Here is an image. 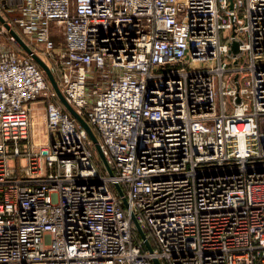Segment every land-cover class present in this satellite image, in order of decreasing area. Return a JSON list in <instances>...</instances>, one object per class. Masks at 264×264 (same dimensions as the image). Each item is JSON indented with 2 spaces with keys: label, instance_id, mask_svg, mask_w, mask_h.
<instances>
[{
  "label": "built area",
  "instance_id": "obj_1",
  "mask_svg": "<svg viewBox=\"0 0 264 264\" xmlns=\"http://www.w3.org/2000/svg\"><path fill=\"white\" fill-rule=\"evenodd\" d=\"M0 15L114 173L0 23V264H264V0H0Z\"/></svg>",
  "mask_w": 264,
  "mask_h": 264
},
{
  "label": "water",
  "instance_id": "obj_2",
  "mask_svg": "<svg viewBox=\"0 0 264 264\" xmlns=\"http://www.w3.org/2000/svg\"><path fill=\"white\" fill-rule=\"evenodd\" d=\"M0 23L4 24V26L7 27V25L5 23V20L2 17V15H0ZM7 28L10 29L9 27H7ZM10 31H11V34H13L14 37L16 38L18 44H21L22 47L24 48V50L28 54H31L32 57H33V60H35L38 63V65L43 69V71L46 74V77H48V79H49V82H50L52 88L55 90L56 94H58V97H59L60 102L62 103V105L64 106V108L71 115H73L77 119L79 125L81 127H83L84 130L87 132L88 136L91 138L93 144L95 145V148H96L97 152L99 153L102 161H104V164L106 166V169L108 170V173L112 176L114 174L113 173V170H112L111 166L108 164V162L105 161V158H104L103 153H102V150H101V146L98 143V138H97V136H96L95 131L93 130V128L90 125H88V123L85 121V119L82 116H80L77 113V111H75L74 108L71 107L67 103L64 95L61 93V91L59 89V86H58L56 77L53 76L52 72L50 71V69L48 68V66L46 65V63L43 60H41L40 57L37 54L36 55L33 54L32 50L29 48V46L27 44H25V42L22 40V38L20 36H18L17 33L14 30L10 29ZM231 51L234 54L237 53V51H238V49H237V42H234V43L231 44ZM115 189H116L117 193L121 197H123L124 206H127L128 205V201H127V198L125 197V195H124V193H123L122 188L120 187V185L115 184ZM132 218H133V221H134V224H135L136 228L138 229V232H139V235H140L141 239H144V244L146 245L147 249L150 252H152L153 251V247H152V245H150V242L148 241L144 230L142 228H140V226H139V224H138V222H137V220H136V218H135L134 215H132ZM152 262L154 264H162L157 259H153Z\"/></svg>",
  "mask_w": 264,
  "mask_h": 264
},
{
  "label": "rangeland",
  "instance_id": "obj_3",
  "mask_svg": "<svg viewBox=\"0 0 264 264\" xmlns=\"http://www.w3.org/2000/svg\"><path fill=\"white\" fill-rule=\"evenodd\" d=\"M5 37L6 35H2L0 37V43H5ZM51 40L57 45V46H61L63 38L62 35L60 33H58L57 31H53V35L51 36ZM18 43V42H17ZM15 43L16 48H19L18 45ZM43 99V98H40ZM45 100V99H43ZM35 107V110L33 111V114H35L34 118L32 119V129L34 130L35 135L33 134V142L36 143L38 142V139L40 137H43V135L45 134V130H46V123H45V115L46 112L44 111V104L42 103V101H37L35 103L32 104ZM94 130V129H93ZM98 132L95 131L96 136ZM47 141V140H46ZM12 158V157H11ZM100 158L99 153L96 152V159L98 160ZM99 161V160H98ZM12 163V162H11ZM20 163L22 165H24V160H20ZM99 166L101 167V171L105 170V166L103 164H99ZM154 243V241H153Z\"/></svg>",
  "mask_w": 264,
  "mask_h": 264
},
{
  "label": "crops",
  "instance_id": "obj_4",
  "mask_svg": "<svg viewBox=\"0 0 264 264\" xmlns=\"http://www.w3.org/2000/svg\"><path fill=\"white\" fill-rule=\"evenodd\" d=\"M34 108H35V107H34ZM34 110H35V109H34ZM35 114H36V112H35ZM35 114H33V118H34ZM45 123H46V116H45ZM45 128H46V127H45ZM32 131H33V134L35 135L33 129H32ZM47 137H48V131H47V128H46V130H45V134L43 135V137H40V138L38 139V142H36V144H38V143H44V142L46 141Z\"/></svg>",
  "mask_w": 264,
  "mask_h": 264
},
{
  "label": "trees",
  "instance_id": "obj_5",
  "mask_svg": "<svg viewBox=\"0 0 264 264\" xmlns=\"http://www.w3.org/2000/svg\"><path fill=\"white\" fill-rule=\"evenodd\" d=\"M150 243L153 247H155L154 243H153V240L150 238Z\"/></svg>",
  "mask_w": 264,
  "mask_h": 264
}]
</instances>
